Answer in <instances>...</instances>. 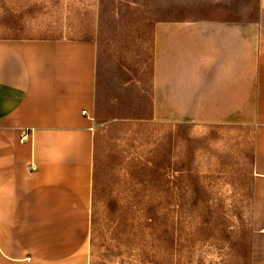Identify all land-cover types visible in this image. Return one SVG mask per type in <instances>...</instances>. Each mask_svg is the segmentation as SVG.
Here are the masks:
<instances>
[{
  "label": "rangeland",
  "instance_id": "obj_1",
  "mask_svg": "<svg viewBox=\"0 0 264 264\" xmlns=\"http://www.w3.org/2000/svg\"><path fill=\"white\" fill-rule=\"evenodd\" d=\"M256 0H0V37L96 42L90 264H248L252 132L152 116L153 26Z\"/></svg>",
  "mask_w": 264,
  "mask_h": 264
},
{
  "label": "crops",
  "instance_id": "obj_2",
  "mask_svg": "<svg viewBox=\"0 0 264 264\" xmlns=\"http://www.w3.org/2000/svg\"><path fill=\"white\" fill-rule=\"evenodd\" d=\"M153 26L152 116L252 132L248 264H264V0ZM92 39L0 37V264H90Z\"/></svg>",
  "mask_w": 264,
  "mask_h": 264
},
{
  "label": "built area",
  "instance_id": "obj_3",
  "mask_svg": "<svg viewBox=\"0 0 264 264\" xmlns=\"http://www.w3.org/2000/svg\"><path fill=\"white\" fill-rule=\"evenodd\" d=\"M81 113H82V114H85V115L88 116L90 119H93V116L87 114V113H86V110H82Z\"/></svg>",
  "mask_w": 264,
  "mask_h": 264
},
{
  "label": "trees",
  "instance_id": "obj_4",
  "mask_svg": "<svg viewBox=\"0 0 264 264\" xmlns=\"http://www.w3.org/2000/svg\"><path fill=\"white\" fill-rule=\"evenodd\" d=\"M171 19H174V20H181V19H184V18H181V17H174V18H171ZM162 20H164V19H162Z\"/></svg>",
  "mask_w": 264,
  "mask_h": 264
}]
</instances>
